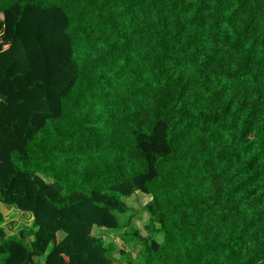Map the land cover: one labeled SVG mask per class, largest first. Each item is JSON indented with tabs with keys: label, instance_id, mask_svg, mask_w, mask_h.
Instances as JSON below:
<instances>
[{
	"label": "trees",
	"instance_id": "obj_1",
	"mask_svg": "<svg viewBox=\"0 0 264 264\" xmlns=\"http://www.w3.org/2000/svg\"><path fill=\"white\" fill-rule=\"evenodd\" d=\"M1 204L0 264H264V0H0Z\"/></svg>",
	"mask_w": 264,
	"mask_h": 264
},
{
	"label": "rangeland",
	"instance_id": "obj_2",
	"mask_svg": "<svg viewBox=\"0 0 264 264\" xmlns=\"http://www.w3.org/2000/svg\"><path fill=\"white\" fill-rule=\"evenodd\" d=\"M51 182L50 180H47ZM150 201V198L146 195L138 193L135 197L127 201L130 210L127 212L126 216L130 217V224L125 228L124 231H121L119 234L115 231L103 229V228H94L93 234L95 236L103 237L106 243L114 242L118 248H125L130 254L132 261H138L139 255L138 252L133 250L132 246H125V241L123 238L127 231L133 232L136 231L142 238H147L149 234L148 228V215L144 211L145 205ZM1 211L5 215V229L8 235L12 236L17 234L21 229H30L32 227L33 218L29 214L22 213L16 208L9 207L5 204L0 205ZM63 236V234H60ZM158 237V236H157ZM161 240V237L158 238ZM138 247L137 250H141L142 244L140 241L134 242ZM123 264H129L127 260H123Z\"/></svg>",
	"mask_w": 264,
	"mask_h": 264
}]
</instances>
